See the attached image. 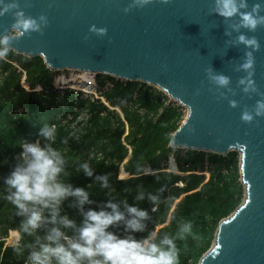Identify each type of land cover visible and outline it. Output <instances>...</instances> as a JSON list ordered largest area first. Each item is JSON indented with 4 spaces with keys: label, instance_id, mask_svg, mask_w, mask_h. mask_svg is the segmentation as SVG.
Masks as SVG:
<instances>
[{
    "label": "water",
    "instance_id": "1",
    "mask_svg": "<svg viewBox=\"0 0 264 264\" xmlns=\"http://www.w3.org/2000/svg\"><path fill=\"white\" fill-rule=\"evenodd\" d=\"M12 2L49 20L43 34L14 41L16 53L41 56L53 71H87L157 87L188 109L171 146L239 153L244 199L220 220L199 264H264V116L254 114L264 99V26L243 30L261 43L252 77L258 91L246 94L239 84L246 73L238 70L246 49L231 27L237 21L216 15L214 0H152L143 7L135 0H3L0 8ZM14 11L0 16V33L10 32ZM92 25L107 34L91 32ZM216 74L227 75L230 84L215 85ZM245 110L255 116L250 123L241 118Z\"/></svg>",
    "mask_w": 264,
    "mask_h": 264
},
{
    "label": "trees",
    "instance_id": "2",
    "mask_svg": "<svg viewBox=\"0 0 264 264\" xmlns=\"http://www.w3.org/2000/svg\"><path fill=\"white\" fill-rule=\"evenodd\" d=\"M26 57L12 50L6 59L0 60V177H6L13 170L17 163L15 154L20 152L21 142L40 139L43 143L40 129L45 124H56L54 147L67 157L66 171L69 175L66 181L86 188L91 185L87 190L95 203L85 205V209L97 208L112 199L117 203L126 200L129 205L148 210L150 219L145 221V230L133 233L138 240L146 238L154 230L161 235L167 232L176 236L180 222L190 220L193 222V235L176 239L180 248L179 264H199L201 256L214 241L220 220L230 215L243 201L239 153L230 151L227 155H220L188 150L185 156L182 155L180 148L170 144L172 134L185 116L182 106L167 104L168 96L163 91L144 82L119 81L94 100L84 96L82 91L74 90L44 96L38 92L41 87L70 88L73 82L80 80L96 85L95 75L53 71L43 57ZM105 77L104 74L96 75L97 82L103 85ZM116 105L122 113L112 108ZM85 112L89 116L79 121L77 117ZM68 115L72 118L64 122L63 117ZM173 151L184 174L162 170L163 161ZM206 156L212 162L210 176L190 172L196 170L197 164L205 168ZM84 160L89 161L95 174L112 173L110 189H101L94 177L76 172L77 165ZM172 160L176 165L173 157ZM191 163L195 166L192 167ZM148 165L155 172L146 173ZM137 169H140L139 174ZM168 170H171L170 167ZM120 171L122 179L117 178ZM3 187L0 181V191ZM141 188L146 197L149 192L161 197L155 211L147 198L143 201L135 199ZM109 191H112L111 196ZM70 200L65 202L62 214L79 223L82 216L77 208L69 206ZM121 210H124L122 204ZM169 217L174 218L170 220ZM21 220L14 215L13 206L0 198L2 264H24L27 250L24 257L17 258L12 252V245L4 248L6 237L11 230L19 231ZM110 230L122 237L127 235L123 224ZM20 235L21 240V232ZM37 235L43 236L44 229L39 230ZM17 238V232L13 233L12 242H16ZM34 240L35 235L23 237V243Z\"/></svg>",
    "mask_w": 264,
    "mask_h": 264
},
{
    "label": "clouds",
    "instance_id": "3",
    "mask_svg": "<svg viewBox=\"0 0 264 264\" xmlns=\"http://www.w3.org/2000/svg\"><path fill=\"white\" fill-rule=\"evenodd\" d=\"M2 2L3 0H0V3ZM151 2L152 0H135V5L143 7ZM163 2L168 3V0ZM14 9L16 11L10 32L0 33V60L7 58L14 41L34 33L43 34L49 25L46 14H41L38 18L29 16L16 2L4 4L0 8V16ZM212 11L226 20L237 21L231 25L238 33L236 43L244 45L246 49L238 68L245 72L246 76L239 80V84L246 94L257 92L258 87L252 77L256 64L254 53L260 50L261 43L257 37L249 36L243 30L255 32L260 26H264V2L256 0L250 4L249 0H214ZM90 31L103 36L107 34L108 29L92 25ZM226 35H231V32L226 31ZM211 80L219 87L230 84V78L225 74L213 75ZM67 90L77 91L72 88ZM230 103L233 107L236 106L235 101ZM254 114L264 116V99L256 102ZM254 114L253 111L245 110L241 118L250 123L255 118ZM39 136L43 143L41 140L21 142L22 151L20 150L13 170L6 177H0L4 186L0 191V198L13 206L15 216L22 218L18 225L22 239L12 245V252L17 258L24 257L27 250L24 264H179L180 248L176 239L193 235L192 221L180 222L176 236L167 232L161 235L154 230L146 238L136 239L133 233L143 232L146 228L145 221L150 219L148 210L129 205L126 200L117 203L112 199L97 208L85 209V205L95 203L90 199V192L87 190L91 185L86 188L74 186L66 181L69 175L66 171L67 157L54 147L57 139L56 124H45L40 129ZM64 142L67 143V140ZM170 155L166 160L169 161L173 157L178 171H169L184 174L179 169L175 154ZM167 165L170 166V161L162 166V170L168 171L165 168ZM148 167L151 171L147 172ZM76 172L94 177L101 189L111 188L109 180L112 173L95 174L94 168L87 160L77 165ZM145 172L155 171L148 165ZM137 173H140V169H137ZM108 195L111 196L112 191H109ZM70 198L69 206L77 208L82 216L79 223L69 215L62 214L63 206ZM145 198L152 203L153 211L161 202L158 194L149 192L146 197L141 188L135 199L143 201ZM173 218L169 217L170 220ZM121 224L127 233L123 237L110 230L119 228ZM41 229H44L43 236L37 235ZM25 235H35V240L23 243Z\"/></svg>",
    "mask_w": 264,
    "mask_h": 264
},
{
    "label": "built area",
    "instance_id": "4",
    "mask_svg": "<svg viewBox=\"0 0 264 264\" xmlns=\"http://www.w3.org/2000/svg\"><path fill=\"white\" fill-rule=\"evenodd\" d=\"M22 68H20V70H21ZM96 76V75H95ZM119 81H122V82H127L126 80H122V79H119V78H117V77H114V76H112V78H110V77H108V75H106V77L104 78V84L103 85H101L100 83H98L97 82V79H96V77H95V82H96V88H97V90H96V92L95 93H92V92H89V91H83V93H84V96H86V97H88V98H90V99H92V100H94V95L95 94H97V93H99V95H98V97L100 96V94H102L104 91H106V90H108V89H110L111 87H113L114 85H115V83H117V82H119ZM67 89H69V88H67V87H63V86H55V87H41V88H39L38 89V92H40V93H42V95H44V96H47V95H49V94H52L53 92H60L61 94H64L65 92H66V90ZM79 90H77L76 92H78ZM106 102V101H105ZM167 104H169V103H173V104H175L176 105V103L173 101V99H171V97H169L168 96V99H167ZM107 103V102H106ZM112 108H114V109H117V110H120L119 109V106L118 105H116L115 107H112ZM20 111H22V108L20 109ZM89 116V114L87 113V112H85V113H81L77 118H78V120L80 121H84L83 119H87V117ZM70 118H72L71 117V115L64 121V122H66V121H68V119H70ZM73 128L74 129H77V127L76 126H73ZM37 140H40V139H36L35 141H37ZM35 141H27V142H35ZM21 151H22V149H21ZM20 151V152H21ZM19 152V153H20ZM19 153H17L16 155H15V157L16 158H18V155H19ZM100 155H101V153H99ZM205 165H207V168H209V167H212V162L210 161L209 163H206L205 162ZM148 171H151V168L150 167H148L147 168V172ZM16 231V230H15ZM13 232L14 231H11L10 232V234H11V237H12V234H13ZM16 232H18V231H16ZM7 239V238H6ZM20 240V233L18 232V238H17V241H19ZM12 243H10V242H8V240L6 241L5 240V246H4V248L7 246V245H11ZM0 264H2V257H1V255H0Z\"/></svg>",
    "mask_w": 264,
    "mask_h": 264
},
{
    "label": "rangeland",
    "instance_id": "5",
    "mask_svg": "<svg viewBox=\"0 0 264 264\" xmlns=\"http://www.w3.org/2000/svg\"><path fill=\"white\" fill-rule=\"evenodd\" d=\"M14 64L15 65H17V66H19L18 65V63L17 62H14ZM63 71H65L66 72V74H70V73H72V72H79V73H82L81 71H78V70H63ZM96 77V76H95ZM158 90H159V88H157ZM84 94V93H83ZM50 95V94H49ZM49 95H47V96H49ZM98 95H99V93H97V94H95L94 95V97L96 98V97H98ZM167 95V94H166ZM170 97V96H169ZM167 101V100H166ZM175 103H176V101H175ZM178 104V103H177ZM178 105H180V104H178ZM119 109H120V107H119ZM182 109L184 110V112H185V116H184V118H183V120H182V122L185 120V118H186V116H187V113H188V109L186 108V107H183L182 106ZM120 113H122V111H121V109L120 110H118ZM70 115H68V116H66V117H63V121H65L68 117H69ZM186 151H188V150H184V149H181V152H182V155H186ZM171 155H173V154H175V156H176V152L175 151H173V152H171L170 153ZM170 155V156H171ZM169 161H170V169L171 170H174V171H178V168L176 167V165H175V163H174V161L172 160H170L169 159ZM169 161H167V160H164L163 161V163H162V166H164L165 164H167V163H169ZM205 162L206 163H209L210 162V158H209V156H206V159H205ZM190 163V162H189ZM191 165H192V167H194L195 166V164L194 163H191ZM199 165V166H198ZM168 166V165H167ZM167 166L165 167L167 170L169 169V168H167ZM187 166V165H186ZM169 167V166H168ZM173 168V169H172ZM122 171V170H121ZM121 171H120V177L122 176V173H121ZM169 171V170H168ZM190 172H196V173H205L206 175H207V177H209L210 176V174H211V171L209 170V169H207V165H206V167L205 168H202L201 166H200V164H197V167H196V170H193V171H190ZM239 173H240V169H239ZM244 199V198H243ZM11 231H15V230H11ZM10 231V232H11ZM7 239H6V241L8 240V242H10V238H11V234L9 233V235H8V237H6ZM16 242H17V240H16ZM10 243H12L11 245H13L15 242H10Z\"/></svg>",
    "mask_w": 264,
    "mask_h": 264
},
{
    "label": "bare ground",
    "instance_id": "6",
    "mask_svg": "<svg viewBox=\"0 0 264 264\" xmlns=\"http://www.w3.org/2000/svg\"><path fill=\"white\" fill-rule=\"evenodd\" d=\"M83 72L84 73H91V72H87V71H83ZM70 88L75 89V90L89 91V92H92V93H95L96 90H97L95 84L88 83V82H86L84 80L73 82L70 85ZM169 167H171V166H169ZM15 232L16 231H14L13 233H15ZM17 234H18V232H17ZM12 238H13V234H12V237L10 238V242H12Z\"/></svg>",
    "mask_w": 264,
    "mask_h": 264
}]
</instances>
